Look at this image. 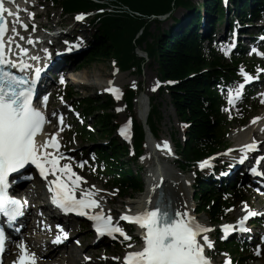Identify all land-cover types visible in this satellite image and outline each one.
I'll return each instance as SVG.
<instances>
[{"label":"trees","instance_id":"16d2710c","mask_svg":"<svg viewBox=\"0 0 264 264\" xmlns=\"http://www.w3.org/2000/svg\"><path fill=\"white\" fill-rule=\"evenodd\" d=\"M101 1L57 0L66 12H92L109 4L116 6L114 11H107L93 19L95 33L90 47L82 54V63L112 58L123 70L135 69L141 72L146 59L138 55L137 49L145 50L147 57L158 64L160 77L172 82L167 88L171 104L177 117L189 124L186 130L188 135L186 143L178 142L182 157L179 164L186 166L193 160L222 148L227 124L220 112L222 100L216 86L229 81L230 76H235L236 73L211 44H205L202 31L200 32V16L195 9L196 5L190 0H103L106 3H100ZM240 1L231 2L235 7L236 16L242 21L255 17V11L242 10L248 9L251 3L258 0H243L242 6ZM180 7L194 12L182 20L174 18L178 23L177 29H163L156 35L151 34L152 15L159 17L172 14ZM201 7L206 8L208 13H219L224 17L225 11L220 0H205ZM140 31L139 37H136ZM150 37L153 40L150 41ZM238 61L242 63L241 59ZM73 90V88L70 90L71 98H74ZM135 94L134 89H127L126 100L130 109L134 107ZM81 103L86 117L95 115L97 117L94 131L83 126L82 136L94 144L95 141H99L94 146L96 159L105 165L119 194L142 190L141 177L136 176L130 166L129 149L122 147L111 137H108L107 143L103 142L104 136L113 133V115L110 112L112 100L110 98L92 100L88 97ZM158 105L153 104L148 118V125L154 135H157L158 131L155 119L157 117L159 121L162 118ZM100 109L103 110L102 113L99 112ZM135 131V149L138 156L144 150L146 132L142 123L135 124ZM197 180L200 193L196 198L200 210L212 221H220L228 215L230 200L223 198L217 186L200 182L199 178Z\"/></svg>","mask_w":264,"mask_h":264},{"label":"snow or ice","instance_id":"6c2138e0","mask_svg":"<svg viewBox=\"0 0 264 264\" xmlns=\"http://www.w3.org/2000/svg\"><path fill=\"white\" fill-rule=\"evenodd\" d=\"M24 11L28 10L24 9ZM6 12L9 15L18 16V13H12L5 7L4 0H0V214L6 217L7 223L13 222L18 215L22 214V201L8 194L9 176L11 173H18L27 165H35L39 174L46 180L49 172L57 176L56 179L48 181L53 204L65 213L75 212L89 216L86 209L96 208L99 201L93 198L94 191H85L77 198L76 189L84 178L77 175L69 163L65 162L61 165L60 161L64 159V156L58 152L60 143L57 135L53 134L44 144H39L36 140L43 125L48 122L45 113L34 104V90L46 65L34 66L24 60L12 58V45L16 43L14 37L19 35L15 24L19 22L24 29L28 28V24L22 20L12 21V34L8 35L5 40V35L8 32V21L4 16ZM29 15L34 17V13ZM83 17L82 13L77 15L76 19L81 20ZM23 38L21 37V39ZM33 42V40H29V43ZM68 43L65 41V44ZM74 46L79 47L80 44L76 43ZM16 47L19 50L18 55H27L28 48L18 43H16ZM44 52L48 58H51L52 53L48 49H44ZM31 59L35 61L40 57L33 56ZM14 69H19L23 74L18 75ZM243 75L246 82L253 79L247 73H243ZM60 83H64L63 76L60 77ZM242 87L243 85H240L241 89ZM107 91L118 92L119 89L110 87ZM239 95V91L235 92V96L230 95L229 102ZM118 98L119 96H117ZM42 101L46 102L47 97H43ZM59 119L62 125L63 117L61 116ZM258 119V117L254 118L253 122ZM62 130L61 127L60 131ZM120 131L122 135H125L124 128H121ZM166 144L167 142H165ZM49 147L53 151H48ZM257 147L258 142L255 140L242 145L241 151L244 154L240 157V162L243 163L247 159L248 152L255 151ZM259 160H264V157H260ZM209 164L210 160L199 162L201 168L209 166ZM80 166L83 167L84 162H81ZM250 170L253 174L264 175V171H258L257 167ZM61 176L67 177V180L61 179ZM92 189H95L94 185ZM252 215H256V213L249 210L247 215L238 221L241 231L247 230L246 221ZM89 218L95 221L94 226L99 235L103 236L107 233L114 236V234L120 233L126 240L131 239L121 227L113 225L111 215L106 216L102 210ZM122 218L139 223L143 229L142 239L144 242L141 249L130 250L123 256V264H211V260L205 254V247H212V242L207 234L211 229L201 224L187 211L173 209L170 205L168 207L157 205L155 208L146 209L135 216L125 215ZM230 227L225 226V230L227 231ZM61 232H63L62 228ZM4 235V228L0 227V252L3 251ZM67 236L68 233L63 232V237L67 238ZM53 242H61V237L57 236ZM19 247L22 254L17 264H35V254L29 253L25 244H21ZM128 248L132 249L133 245L129 244ZM113 259L121 258L113 257ZM225 264H231L230 258L226 259Z\"/></svg>","mask_w":264,"mask_h":264},{"label":"rangeland","instance_id":"374dc122","mask_svg":"<svg viewBox=\"0 0 264 264\" xmlns=\"http://www.w3.org/2000/svg\"><path fill=\"white\" fill-rule=\"evenodd\" d=\"M36 0H31V2H35ZM193 4L199 5L203 3V0H190ZM41 6L37 7V9H35V12H38L41 14V16L38 18L39 20L37 21V23H42L44 24L47 21L46 16H44V14L42 13H46L53 22L58 21L57 17L61 14V8L58 4H56L53 0H40ZM200 11L202 9H199ZM186 13L185 9H177L175 11H173L172 16L169 14L161 17V18H155L153 16H151L150 19V32L152 35H156L158 33L159 30H167L170 29V27L172 25L175 24L173 18H177L180 19L182 17V15ZM62 24L67 26H72L75 30V34H76V39L77 40H81V41H85L88 42L93 33L94 30H92L87 21L88 20H82V23H78V21L74 18H71V16L68 15H62ZM259 25V24H258ZM257 24L254 25L256 26V28H259ZM224 26L225 24H218L216 25V27H218L220 34H218V39L219 36H223L224 34ZM202 26H200L201 28ZM26 30V29H25ZM24 30V32H25ZM255 32L258 31V29L253 30ZM264 31V30H263ZM141 31L138 33V35L136 37H139ZM39 36V35H37ZM153 40L152 37H150V41ZM215 40L217 41V44H220V49L224 52V53H228L227 49H224V47L222 46V41H227L226 39H222L220 38L219 40H217V37L215 38ZM53 41V39H52ZM228 55V54H227ZM249 56V54H247ZM250 57V56H249ZM229 60L231 59L230 56H228ZM250 62L253 63H257L259 61L255 60V59H250ZM262 64L264 63V60L260 61ZM114 64L112 62V59H108V60H101L99 62H94V63H84L82 65V67L78 70H71L68 74V78L66 79V84L64 86H60L59 89H61V93L68 91V88L70 86H73L74 88V93L76 94L75 99L74 100H69L68 99V103H72L74 105H78V101L83 99V98H87L90 97L92 98V100H98V99H102L106 96L105 92H101L103 91V88L98 87L97 85H100L96 80L97 79H113L114 76H117L119 74H121L124 79V84L120 86V90L124 89L125 86L127 85H135L134 87L136 89H139V91L141 92L140 96H146L147 99H149V104L151 106L152 103H150V98H155L156 104H159L160 106V111H161V122L157 123V128H158V138H162L164 140L166 139H170V137H172V140L174 142H177L178 144V140H181L182 142H185L186 140V134L183 128V125L181 123V121L179 120V118L176 116L175 111L173 109V107L171 106L170 103V97L169 95L166 93L165 90V84L161 83L159 80V75H158V64L155 63V61L153 59H146V61L143 63L142 65V71L139 73H136L135 71L131 72L130 70H127L126 72H115L114 71ZM76 75H84L86 78H88V83L89 84H82L79 85L76 82L73 81V77H75ZM97 83V84H96ZM157 85H160L159 88L157 87ZM143 94V95H142ZM139 96V97H140ZM148 96V97H147ZM139 97L137 99H139ZM263 97L257 98V97H250L240 108H237L234 111H230L229 108H226L224 110L225 112V116L227 118V121L230 123V126L227 127L230 128V132L226 135L225 137V141L228 144L229 147H232V151L230 154V157H232L234 159V156H238L241 155L243 153H237L240 149L242 145H245L246 143L242 142L245 138V136H248L253 129L256 126H251L252 122L254 120V118H257L261 115L264 114V103H262ZM136 99V102H137ZM58 100V101H57ZM63 105V100H60V98L56 99L55 96V100L53 102V108L54 107H61ZM115 107H119L121 108V110H119V112L117 113V115H115V120L117 122H124L126 120H128L129 118L132 117V114H134L131 110H129L126 105L125 102L123 100H121L118 103H115ZM135 112H137V107L134 108ZM81 110V109H80ZM115 110V109H114ZM116 112V111H115ZM259 115V116H258ZM96 118L95 117H91L89 119V121L87 122L89 125H94V123L96 122ZM69 122L71 123V128L69 131L66 132V134L64 135L65 137V141L67 143V148H69V150L73 151L76 157H78V159H82L84 162V165H87V175L88 178L84 177V179L82 181L86 182L89 181V184L91 186L94 185L95 189H92V191H94L95 196H99L102 195L104 199V202L106 201L107 203L110 202V204L107 205V208L109 210H114V209H121L123 211H127V203L129 201H139V199L142 196V192L145 190H143L142 192H139L137 194H132V198H119L117 197L116 199H113L114 196V192L112 191V187L111 184L108 183V180L103 179L102 176H100V172H102L104 169L103 167H101L96 160L94 159V157L91 155V153L93 152V148L96 144L99 143V141H95V144H93L92 142L88 143L87 141H85L84 139H77L76 137H74L72 134L75 132V129L77 128V126H80L83 122L79 119L76 118L75 115L72 114V116L69 113ZM240 135H238V133H240ZM259 136H262L261 134H257ZM114 136V135H113ZM252 136V135H250ZM237 137V138H236ZM64 140V138H63ZM63 142V141H62ZM129 148H131V146H128ZM238 150V151H237ZM221 151V150H220ZM237 151V152H236ZM227 153H222L223 159L224 160H228L229 157H227ZM237 158V157H236ZM142 160H140L139 162H134L133 160H130L131 167L133 169V171H138L139 170V166ZM214 160H210V164L213 163ZM235 165V164H234ZM72 168L75 167L74 164L71 165ZM78 167L79 168V172L82 170L80 164L78 163ZM172 168L175 170V172L179 175H182L183 177H188L189 178V183L190 185H192V183L195 181L194 179V174L193 172H187L188 170H191L192 168H187V170H179V166L177 164H174L172 166ZM227 168V166H226ZM75 169V168H74ZM151 169V167H148V169H144L143 166L141 167V169L138 171L139 175L142 177V181H145V186H146V180H147V173L148 171ZM177 169V170H176ZM201 169V167H200ZM203 169V170H202ZM201 169V175L202 176H208L210 173V168L206 167V168H202ZM78 175V174H77ZM80 176V175H79ZM38 184H33V186H37ZM78 190L80 191H91L90 188L88 187H82L79 186L77 187ZM188 189L190 191V193L193 191L191 190V188L188 186ZM195 190V189H194ZM240 191L239 194L242 195V198H235L232 201V207H233V211L231 213L230 218H228L225 221L228 222H232L234 220H236V215L235 212L241 208V207H245V205L247 206H252V208H255L256 210H260V209H264V198L257 195L254 191H249L247 189V187L245 186V189H239ZM243 190V191H242ZM104 191V192H103ZM97 196V198H98ZM100 198V199H103ZM112 201H111V199ZM118 214V212H117ZM198 216V214H197ZM201 219L208 221L207 217L205 215H203L202 213L199 214V216ZM264 222V220L262 221ZM264 225V224H262ZM261 225V226H262ZM73 227V226H72ZM219 226L213 227V229H216ZM76 230H80L78 229V227H75ZM26 231V229H25ZM28 232V229H27ZM22 232V235L29 234H33L32 232ZM214 232V231H213ZM44 233V232H43ZM32 237V236H31ZM33 238V237H32ZM76 238H78L80 240V242L82 243L81 246H77V244H75L73 241H70L67 246H64L63 248H56L57 251H59L55 256L56 258L53 260L56 263H60L62 262V264H69L68 262L64 261V258L67 257L69 258V252L66 253V250L68 251L69 245L73 244L77 247V249H79L83 256L80 257V259L84 260L85 255L87 257L91 256V264L96 261V262H100L99 264H120L117 261H113L112 257H115L117 255H119L120 257L123 256V254L129 250L128 245L131 244L133 245V248H138L142 242H140L138 239H136L138 241V243L134 244L135 242H130L128 245L127 244H122L120 245L119 243H117V245H112L110 248H105L103 246H101L100 242L99 244H94V236L93 234L90 232L88 226H84L80 231H77V236ZM219 238H223L222 235L219 236ZM38 239V240H36ZM35 241H43V240H39L38 237H36ZM210 241H214L215 239H213L212 237L209 238ZM78 241V240H76ZM75 241V242H76ZM98 247H100L101 249L96 250ZM254 248L255 250V246H251V248ZM43 248V247H42ZM45 250L49 249V248H43ZM211 249V253L214 255L217 264H223V260H224V254L225 252L220 253L218 251L217 248H215V244H212V247H210ZM44 250V251H45ZM95 252H92L94 251ZM10 252H13L12 249L10 250ZM229 252V251H227ZM60 254V255H58ZM254 258H257L255 255V251H254ZM62 256H65L64 258ZM105 257V258H104ZM264 257V256H263ZM243 258H247L246 255H243ZM223 259V260H222ZM68 260V259H66ZM259 262V260L257 261ZM239 264H243V262H239ZM248 264H256L252 261H250ZM258 264V263H257ZM264 264V263H263Z\"/></svg>","mask_w":264,"mask_h":264},{"label":"bare ground","instance_id":"6f19581e","mask_svg":"<svg viewBox=\"0 0 264 264\" xmlns=\"http://www.w3.org/2000/svg\"><path fill=\"white\" fill-rule=\"evenodd\" d=\"M27 7L30 9L35 8V4L32 2H29ZM48 16L46 13H42ZM41 16L40 13H37V15H34L37 19ZM24 21L30 22L31 17L26 14ZM37 26L42 25V23H34ZM24 28L22 27L20 30H17L19 32L18 37H22V34L24 33ZM44 36H36L35 38H29V40H33V43H29V45L26 46V48L33 47V50L29 49L28 51V57L30 63H32V59L30 60V57L32 56H42L47 54L44 52V49H48L49 52H53L54 48L53 45L46 44L44 42ZM16 47V46H13ZM17 47L13 49V52H16ZM64 50V49H63ZM53 54V53H52ZM53 60V59H52ZM28 61V62H29ZM50 66H54V63L51 61H48ZM49 79L48 76L44 77L41 75V80L45 81V79ZM74 82H76L79 85L82 84H89L88 83V78H86L84 75H76L75 77L72 78ZM124 77L119 74L117 76H114L113 79H97L96 81L100 84L101 88L104 90H107L110 86H114L116 88H119L121 85L124 84L123 81ZM46 82V81H45ZM111 82V83H110ZM97 84V83H96ZM148 97V96H147ZM139 109L141 110V116L143 117L144 120L148 119L149 113H150V104H149V99L146 98V96H141L139 98ZM259 119L256 120L255 122H252L251 126H256L253 131L248 135L245 136L244 140L242 142L248 144L251 143L253 140L258 142V147L257 151L258 154H260L262 157H264V114L258 117ZM152 134V132H151ZM238 133V135H240ZM257 134H261L262 136H259ZM252 135V136H250ZM153 137V134L151 135ZM59 138L61 141H63V136L59 135ZM237 138V137H236ZM165 142L167 144L165 145ZM40 143V142H39ZM160 145V147H158ZM153 150L155 157L160 158L161 157V152L160 149H164L163 147L170 148V141H159L158 142H152ZM241 150V149H240ZM244 154V153H243ZM238 155L234 157L233 160L240 162V157L243 155ZM249 158L247 154V159ZM245 159V161L247 160ZM65 163V162H64ZM241 163V162H240ZM237 164V163H235ZM72 165V164H71ZM161 167L158 163H155L154 167L151 168L148 173H147V180H146V186L145 190L142 192V196L139 199V201H129L128 202V208H132V210H142L143 208L145 209H151L154 208L155 205L157 204V198L159 196V192L161 191L163 196H162V202L159 204L162 207H168L169 205L173 209H179L182 212L187 211L191 216L195 217L197 221H199L201 224H204L208 226V224L204 221L201 220L197 214L195 213V201L193 198V194L190 193L188 186H189V178L188 177H183L182 175H179L175 172L174 169H172L170 166L167 165H162ZM75 168V167H74ZM177 170V169H176ZM36 182H30L26 185V188L24 190V193L27 194L28 197L32 199V202L35 203L36 205L40 204L41 201H43V187L41 184H38L37 186H33ZM92 190V189H91ZM95 191V190H94ZM83 193L78 191L77 196L78 198L82 195ZM99 206L102 207V209L105 208L106 203L104 202V199L99 198ZM49 209V208H48ZM249 208L247 207H241L239 208L236 212L235 215L236 220L235 222H238L244 215L247 214ZM33 217H35L33 219ZM66 228L71 230L73 235L75 236L77 234V231L75 229V225L72 223L71 220L64 221ZM73 226V227H72ZM26 230L28 229V232H32L33 234H24L23 236V241L27 243V248L29 253H34L35 254V264H60L56 263L53 260L56 258V254L59 252L57 249H54L51 247V241L49 240V234L51 233H56L55 230L51 229L48 230L46 226L43 223L42 216H40L39 212H37V209L35 212H32L29 220L27 221L26 225ZM44 232V233H43ZM210 232V231H209ZM207 233L208 236L210 233ZM142 233L143 229L140 232V240L142 242L141 247L138 249H133V250H139L143 246V239H142ZM139 234V233H138ZM33 238H32V237ZM36 237L39 238V240L43 241H35ZM38 240V239H36ZM21 245V240H17L16 243L10 246L8 255H7V262L6 264H9L10 259L14 256V253L17 255L20 254L21 248L19 247ZM49 248L47 250L43 248ZM12 249L13 252H10ZM209 249V247H205V251ZM45 250V251H44ZM69 252V258L62 256L64 258V261L68 262L69 264H91L92 260L90 261H85L80 259V257L83 256L82 252L77 249L75 245H69L68 251L66 250V253ZM92 252H95L92 251ZM60 255V254H58ZM68 259V260H66ZM100 262L94 261L92 264H99ZM264 263V257L258 264H263ZM62 264V262H61ZM257 264V263H256Z\"/></svg>","mask_w":264,"mask_h":264}]
</instances>
